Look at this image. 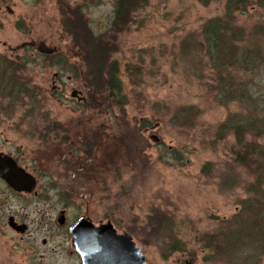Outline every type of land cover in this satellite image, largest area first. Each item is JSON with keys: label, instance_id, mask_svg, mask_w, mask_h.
I'll use <instances>...</instances> for the list:
<instances>
[{"label": "rangeland", "instance_id": "1", "mask_svg": "<svg viewBox=\"0 0 264 264\" xmlns=\"http://www.w3.org/2000/svg\"><path fill=\"white\" fill-rule=\"evenodd\" d=\"M256 1L235 14L243 48L264 42V8ZM6 5L13 11L0 13V54L21 65L31 55L25 61L31 83L19 98L0 101V147L8 137V151L24 154L21 161L38 175L44 198L10 197L8 213L29 224L23 236L4 227L0 206V264H74L68 232L81 215L133 232L154 249L157 262L180 247L200 264H264V177L236 161L240 147L232 131L218 135L228 116L246 115V106L219 96L226 72L212 68L202 45L204 23L223 16L224 1L149 0L121 30L113 27L115 0ZM78 9L115 48L109 60L118 64L124 114L106 81L103 93L93 92L99 76L79 54L81 38L64 28L74 29ZM30 40L55 49L54 57L45 59L31 46L10 49ZM56 72L61 78L54 81ZM234 73L242 74L235 84L245 79L264 92L262 72ZM75 87L88 103L71 97Z\"/></svg>", "mask_w": 264, "mask_h": 264}, {"label": "trees", "instance_id": "2", "mask_svg": "<svg viewBox=\"0 0 264 264\" xmlns=\"http://www.w3.org/2000/svg\"><path fill=\"white\" fill-rule=\"evenodd\" d=\"M93 2L95 0H88ZM205 5L215 0H198ZM225 11L223 16L208 19L202 28L203 48L212 63V68L219 74L226 72L221 77V89L219 96H229L230 101L238 100L246 106V115H230L220 125L219 137H222V130H230L236 136V142L240 147L237 152L236 161L248 166L260 177H264V92L262 89H256L255 82H250L252 86H247L245 79L235 84L234 81L241 78L242 74H235L239 70L250 72L252 75L262 72L264 74V42H247L240 46L237 42L240 40L242 31L240 27L234 25L235 14L243 12L255 0H223ZM149 0H115L113 27L125 29L132 15L142 6L147 5ZM257 5L264 8V0H257ZM62 13L68 15L61 7ZM77 20L74 29L71 25L64 26L65 30L77 40L75 42L79 48V54L85 59L90 73L98 77L93 83V92L96 94L105 91L104 82L106 81V90L109 96L121 107L124 114V105L126 98L123 94L121 83L118 80V64L116 60L110 61L109 56L115 50L105 41V34H96L88 27L84 13L78 9ZM69 19V16L66 18ZM240 47V48H239ZM250 48L254 49L251 50ZM2 65V63H1ZM6 65V64H4ZM2 67H0L1 71ZM5 69V68H4ZM217 75L219 79L220 75ZM103 81L100 76H104ZM256 76V75H253ZM235 78V80H234ZM254 87L255 89H251ZM259 88V86H258ZM95 89V90H94ZM93 98L94 93L92 94ZM4 101L8 94H0ZM233 97V98H232ZM94 99L92 105L96 104ZM91 156L95 154L90 153ZM93 160V159H92ZM91 160V162H92ZM257 176L259 185L260 180Z\"/></svg>", "mask_w": 264, "mask_h": 264}, {"label": "flooded vegetation", "instance_id": "3", "mask_svg": "<svg viewBox=\"0 0 264 264\" xmlns=\"http://www.w3.org/2000/svg\"><path fill=\"white\" fill-rule=\"evenodd\" d=\"M6 2H8V0H0V13H4V11H13V9L8 5H6L5 9L3 8V5ZM3 44L8 46L7 42H4ZM29 46L37 48L39 53H41V55L45 59H50L52 55L54 57L56 52L55 49L47 47L45 42L41 41L40 43H38L37 40L25 41L22 44L11 46L10 49L13 51H17L21 48H28ZM31 57V55L27 56L21 65L20 61L10 59L8 58V56L0 54V67H2L0 71V94H8L10 100H12L11 98L17 99L20 95L23 94L22 92L25 91L26 86L31 83L30 78L25 74V71L28 68L27 63L29 62L25 61L27 59L30 60ZM13 63L14 67L12 70ZM56 64H59V61L56 60ZM58 78H61L60 72H56L54 74V81H57ZM73 91H76L75 95H72ZM71 97L77 99L80 102H87V97L83 95V90L77 87L72 89ZM23 155V153L17 155L8 151V137H6L4 147H0V167L5 170V177L0 172V206H5V212L2 215V222L5 228L10 231H14L21 236L25 235L29 231L30 227L29 224L26 223L24 219L20 218L17 213L13 214L12 210H10L11 212L8 213V202L10 201V197L16 196L35 202H39L44 198V188L42 186V183L33 168L22 163L21 157ZM11 163H14L27 175H31L34 178L35 183L32 187V190H18L8 182V166ZM62 212H64L65 214L66 222V208H62L60 210V214ZM82 219H87L96 226L111 222L115 229V232H95L92 234L99 235L101 236V238L95 239V241L88 242V264H200L197 262V256L189 257L187 249L180 247H171L170 251L167 253V256L164 259L165 261L157 262L154 249H149L142 246L133 232L129 230L119 229L115 226L113 221L108 218H105V220L102 219L98 222H94L88 215L79 216L69 226L68 237L70 239L71 246L68 248V250L71 258H73V260L75 261L74 264H86L80 251L78 250L77 241L74 239V234L71 231L72 227ZM112 235H129L131 240L124 238H122L121 240L114 239ZM217 237L222 238L221 236ZM46 242L47 239L44 238L43 243ZM218 243L223 244V242L221 241H218ZM99 244H101L102 246L99 247ZM204 261H209V258H205Z\"/></svg>", "mask_w": 264, "mask_h": 264}, {"label": "water", "instance_id": "4", "mask_svg": "<svg viewBox=\"0 0 264 264\" xmlns=\"http://www.w3.org/2000/svg\"><path fill=\"white\" fill-rule=\"evenodd\" d=\"M75 94L76 91H73L72 95ZM152 138H154L156 141L159 140V138L155 135H153ZM0 172L5 177V170L2 167H0ZM8 182L15 189L32 190L35 180L31 175H27L22 169L17 167L14 163H11L8 166ZM65 220H66L65 214L64 212H62L60 217L58 218V221L60 224H63ZM71 231L74 234V239L77 241V247L83 257V260L85 261L86 264H88L87 258L89 255V245L87 244L90 241H95V239L101 238V236L99 235H92V234L95 232H107V231L115 232V229L111 222L96 226L91 221L87 219H82L72 227ZM112 236L114 239L121 240L122 238H124L131 240L129 235H124V236L112 235ZM98 246L101 247L102 245L99 244Z\"/></svg>", "mask_w": 264, "mask_h": 264}]
</instances>
